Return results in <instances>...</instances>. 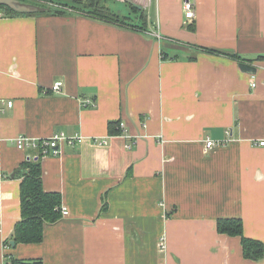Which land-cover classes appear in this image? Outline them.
<instances>
[{
  "label": "crops",
  "instance_id": "obj_1",
  "mask_svg": "<svg viewBox=\"0 0 264 264\" xmlns=\"http://www.w3.org/2000/svg\"><path fill=\"white\" fill-rule=\"evenodd\" d=\"M190 1L192 19L150 0L145 30L0 8V264H264L217 228L241 219L264 244V0ZM57 132L83 137L41 159L69 214L5 248L26 159L12 141Z\"/></svg>",
  "mask_w": 264,
  "mask_h": 264
},
{
  "label": "trees",
  "instance_id": "obj_2",
  "mask_svg": "<svg viewBox=\"0 0 264 264\" xmlns=\"http://www.w3.org/2000/svg\"><path fill=\"white\" fill-rule=\"evenodd\" d=\"M77 5L90 16L109 24L126 26L137 30L147 27V12L130 5L132 16H123L103 5L101 0H68ZM6 15L16 16L11 9L0 6ZM49 14H56L54 11ZM141 25H136L135 21ZM213 52V51H212ZM119 123L110 124V133L120 134ZM42 156L26 158L15 170V178L20 179L21 218L16 223L12 237L5 241L8 248L15 244H40L44 240V231L47 225H52L62 218V196L57 192H47L43 185ZM219 233L231 237H240L244 257L258 261L264 258V244L261 241L244 236V225L241 219L226 218L217 222ZM8 264H43L40 259H16L7 257Z\"/></svg>",
  "mask_w": 264,
  "mask_h": 264
},
{
  "label": "built area",
  "instance_id": "obj_3",
  "mask_svg": "<svg viewBox=\"0 0 264 264\" xmlns=\"http://www.w3.org/2000/svg\"><path fill=\"white\" fill-rule=\"evenodd\" d=\"M26 1L29 3H33L36 5H40L46 8L51 9L53 7V0H22ZM121 2H132L136 5L142 6L144 9L149 5L150 0H118ZM183 9L185 12V16L187 19H192L194 18L195 15V5L192 1L190 0H184L183 3ZM64 83L63 81H57L53 84L52 86V92L56 94L62 93ZM251 86L252 88H256V83L255 81H251ZM90 102L88 101L87 104ZM13 102L8 103V107H12ZM124 124H120V128H123ZM1 141V140H0ZM15 145V147L26 153V158L32 159L39 157V155L46 156V155H58L61 153V146L65 143L74 146L78 143L83 142V137L82 136H75V137H70L67 136L63 132H57L55 133L51 138L48 139H34V138H29L26 136H20L18 138L13 139L12 141ZM97 143L100 144H107L106 141L99 142L96 140ZM221 143H217L215 141H208L206 144V150H211L214 147L220 145ZM260 146H264V142L261 141L259 143ZM130 147V146H128ZM68 211L66 209H62V215L63 216H68ZM165 244V243H164ZM163 248H165V245H162ZM5 248H8L7 245H5Z\"/></svg>",
  "mask_w": 264,
  "mask_h": 264
},
{
  "label": "rangeland",
  "instance_id": "obj_4",
  "mask_svg": "<svg viewBox=\"0 0 264 264\" xmlns=\"http://www.w3.org/2000/svg\"><path fill=\"white\" fill-rule=\"evenodd\" d=\"M54 5L51 8V11H54L56 14L53 15H71V16H82L88 18H94L87 14L85 11L80 9L77 5L73 4L68 0H53ZM103 5L108 6L112 11L123 15V16H132L130 10V3L121 2L118 0H101ZM148 10V7H146ZM153 10V9H152ZM130 11V12H129ZM49 13H40L39 15H48ZM29 14H18V16H27ZM133 17V16H132ZM134 18V17H133ZM95 19V18H94ZM136 25L139 24L137 20L134 22Z\"/></svg>",
  "mask_w": 264,
  "mask_h": 264
},
{
  "label": "water",
  "instance_id": "obj_5",
  "mask_svg": "<svg viewBox=\"0 0 264 264\" xmlns=\"http://www.w3.org/2000/svg\"><path fill=\"white\" fill-rule=\"evenodd\" d=\"M130 3V5H133L135 7H137V9L142 10L144 9L142 6L136 5L132 2H127ZM0 6H4L7 7L9 9H11L13 12L17 13V14H40V13H49L51 12V9L40 6V5H36L33 3H29L26 1H22V0H0ZM241 69L247 73H254L255 69L252 68L251 66H248L246 64H241L240 65ZM14 175H12V177H14ZM12 246H15V242L12 241L11 242Z\"/></svg>",
  "mask_w": 264,
  "mask_h": 264
}]
</instances>
